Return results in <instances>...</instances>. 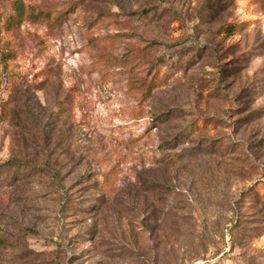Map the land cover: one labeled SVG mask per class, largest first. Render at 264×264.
Wrapping results in <instances>:
<instances>
[{"label":"rangeland","instance_id":"374dc122","mask_svg":"<svg viewBox=\"0 0 264 264\" xmlns=\"http://www.w3.org/2000/svg\"><path fill=\"white\" fill-rule=\"evenodd\" d=\"M12 1L0 264H264V0Z\"/></svg>","mask_w":264,"mask_h":264},{"label":"trees","instance_id":"16d2710c","mask_svg":"<svg viewBox=\"0 0 264 264\" xmlns=\"http://www.w3.org/2000/svg\"><path fill=\"white\" fill-rule=\"evenodd\" d=\"M9 5H10V9L6 12L3 11L4 18H6V24L8 25L9 29H14V28L20 27L23 24V22L25 21V19L28 17V14L26 13V6L24 5L23 2L18 1V0L12 1ZM1 14H2V12H1ZM230 27H233V26H230ZM228 29H231V28H227L225 31L226 32L230 31ZM151 76H152V78L150 79L149 84L147 86L146 94L151 93L154 89L159 87V85L163 81V78L160 77L159 73H156L155 75L151 74ZM147 79H149V77L146 78V81H147ZM143 87H145V86H143ZM10 166H12L10 163L0 165V171L3 168H8ZM112 173L113 172H110V174H112Z\"/></svg>","mask_w":264,"mask_h":264}]
</instances>
